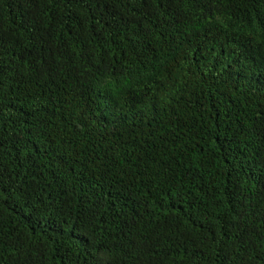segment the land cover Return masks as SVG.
<instances>
[{
    "label": "trees",
    "instance_id": "1",
    "mask_svg": "<svg viewBox=\"0 0 264 264\" xmlns=\"http://www.w3.org/2000/svg\"><path fill=\"white\" fill-rule=\"evenodd\" d=\"M0 264H264V0H0Z\"/></svg>",
    "mask_w": 264,
    "mask_h": 264
}]
</instances>
